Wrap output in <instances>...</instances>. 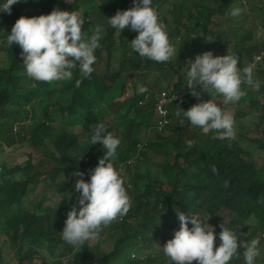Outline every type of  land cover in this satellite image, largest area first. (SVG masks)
<instances>
[{
	"label": "trees",
	"instance_id": "trees-1",
	"mask_svg": "<svg viewBox=\"0 0 264 264\" xmlns=\"http://www.w3.org/2000/svg\"><path fill=\"white\" fill-rule=\"evenodd\" d=\"M161 1L165 4L163 9L156 7L154 0L152 5L158 10L159 19L166 25L169 39L172 38L170 41L176 48V56L169 62L139 56L129 44L137 32L128 27L119 32L108 24L109 17L117 10L132 7V0H72L77 8L83 5L88 13L92 5L98 7L96 13L93 8V21L85 22L83 15L77 12L84 19L81 31L86 33V39L97 28L102 30L101 47L95 50V55L99 57L105 51L107 57L100 81L91 80L90 74L79 87H75L78 77V68L75 67L70 81L50 84L30 78L25 73L19 45L6 42L8 32L18 18L50 12L49 0H19L10 6V13H0V145L29 149V159L13 166L0 158V220H5L3 226L0 224V234L3 229L9 234L15 246L16 264H27L37 258L38 264H64L65 257L69 260L72 252V258L76 254L75 248L64 242L60 233L67 213L73 206L79 209L75 197L68 199L67 194L74 191V181L81 178L74 173L82 172V178L89 179L105 149L99 147V141L90 145L94 126L99 123L95 120L81 133L83 139L80 140L78 134L58 131L48 122L61 115L69 116L79 110V106L84 113H89L103 104L106 105V115L112 116L116 125L112 133L121 141L115 164L127 165L131 159L138 160L135 166H127L128 181H123L124 186L130 187L126 188L131 202L128 212L103 226L109 228L114 250L100 254L85 241L80 245L83 252L77 264H111L110 261L171 264L163 250L155 251L152 247L146 252L145 246L158 238L165 243L173 237L180 227L177 211L207 222L215 233L221 228L213 224V219L219 217L220 225L224 223L239 233L238 242L258 238L260 256L255 264H264V166L250 158V142L264 150V43L249 45V41L256 38L255 30L247 33L234 30L226 41H222L220 35L214 37L224 32L223 28L209 29V24L214 22V13L218 11L224 16L233 0H209L208 5L190 3L189 0ZM64 7L65 10L74 8L72 4ZM39 10L42 11L37 14ZM260 18L264 27V16ZM225 46H229L230 53L238 52L251 59L253 52L262 53L254 61L253 68V78L260 82L259 88L242 84L245 95L232 106L236 139H212V130L207 134L194 132L190 138L188 133L182 135L186 127L181 125L189 121L177 113L195 104V97L190 94L170 104V123L163 127V132L157 131V119L151 117L153 108L146 109L140 100L149 93L146 102L153 106L158 91L150 89L143 94L137 91V85H144L148 80V68L156 63L158 70H173L176 75L174 89L181 91L187 89L184 74L188 56L202 54L204 47L218 52ZM235 46L238 50L231 51ZM114 56L117 57L116 67L112 64ZM248 61L238 56V66H244ZM123 75L133 80L134 85ZM158 76L154 82L162 87L163 77ZM130 86L133 94L128 90ZM63 95L67 98L61 104ZM215 99H219L217 103L223 108L228 103L222 96ZM245 127L257 134L248 138L241 132ZM189 139L194 141L191 147L185 143ZM41 152L52 160L51 169L45 170L44 162L39 167L40 162L33 163L31 158ZM139 155L145 162H154L148 164L145 172L137 166L140 165ZM31 186L40 187L33 205L24 203ZM51 196L62 197L63 205L44 204ZM223 211L231 216L229 220L221 215ZM249 219L254 223L246 224ZM219 243L217 238L214 247ZM3 244L0 240V246ZM127 247L130 252L123 260L119 256ZM133 251L135 257L130 255ZM242 252L243 249L238 247V254L228 264H244ZM3 253L0 247V255ZM191 264L196 263L192 261Z\"/></svg>",
	"mask_w": 264,
	"mask_h": 264
},
{
	"label": "clouds",
	"instance_id": "clouds-1",
	"mask_svg": "<svg viewBox=\"0 0 264 264\" xmlns=\"http://www.w3.org/2000/svg\"><path fill=\"white\" fill-rule=\"evenodd\" d=\"M18 2L19 0H0V13H10V6ZM132 4L133 6L126 10H117L109 17L108 24L119 32L125 27L137 32L129 44L131 50L139 56L156 62L171 61L176 56V48L170 41L166 25L159 19L152 0H132ZM241 11L240 8H232L229 15L237 16ZM89 13L83 14L85 22L90 21ZM83 18L77 11L59 9H53L39 16H21L12 25L6 42L9 45L13 43L19 45L22 64L30 78L50 84L70 81L73 79L75 67L78 68L75 87H79L81 81L94 71L93 66L97 60L95 50L101 47L102 38L100 28H97L87 39L85 38L86 33L81 31ZM152 65L156 66L155 63ZM152 65L147 70L148 76L153 69ZM185 69L184 80L187 89L177 91L174 86L165 87L155 96L154 110L160 116L154 117L157 119L156 128L162 127L163 130V127L170 123V104L190 94L195 97V104L187 110H181L177 115L186 118L191 125L200 127L205 134L212 130V139L235 140L234 116L224 110L221 104L217 103L219 99L215 98L222 96L225 101L234 103L245 95L242 84H250L258 89L260 82L253 78V67L238 66L236 54L227 52L225 55H214L209 50L198 54ZM156 70L155 67L154 74L158 78ZM123 76L124 79L125 77L129 79L128 76ZM162 82L165 84L164 78ZM199 85L206 93L201 94L198 91ZM152 89L156 90L154 86ZM147 90H150L148 80L144 85H137L138 93L143 94ZM163 93H167L169 97V101L163 104L165 114L159 110ZM149 96V93H145L144 100L141 99L140 103H143L142 105L150 103L146 102ZM105 111L104 104L89 113H84L79 106V110L73 111L69 116L61 115L48 122L51 128L58 131L67 130L78 134L80 140L83 139L81 133L87 129L91 121L95 120L99 123L94 126L90 145L99 141V147L105 149L103 157L91 171L89 179H83L82 172L74 173L81 178L74 181V191L67 194L68 199L75 197L74 201L78 203L79 209L73 206L67 213L60 233L61 239L74 247L75 251L77 246L98 236L103 226L124 216L130 208V197L123 184V170L115 164L121 141L119 137L113 135L112 130L116 125L112 121V116H107ZM112 115L115 117L114 114ZM164 117L168 122L162 125L160 121ZM185 143L191 147L194 141L189 139ZM258 151L264 150L258 149ZM60 198V202L53 203L50 199L46 201L49 203L44 204L62 206L63 198ZM177 217L180 227L162 247L171 264H191L192 261H196V264H228L238 254V247L243 249L244 264H255L256 258L260 255L258 238L241 239L238 242L239 233L235 229L226 227L224 223L220 225L219 233H215L211 225L192 214L185 215L177 211ZM1 236L2 233L0 239ZM217 238L220 243L214 247ZM3 242L0 247H7L10 250L11 241L7 233Z\"/></svg>",
	"mask_w": 264,
	"mask_h": 264
},
{
	"label": "rangeland",
	"instance_id": "rangeland-1",
	"mask_svg": "<svg viewBox=\"0 0 264 264\" xmlns=\"http://www.w3.org/2000/svg\"><path fill=\"white\" fill-rule=\"evenodd\" d=\"M156 2V7H160V9H163L164 7V3L163 1L161 0H154ZM220 1V0H218ZM189 2H201L199 3L200 5H208L209 3V0H189ZM189 2H186V3H189ZM257 3H254L253 1H249V0H233L231 2V7L228 9H226L224 12H225V15L223 16L222 14H220L218 11H216L213 15V20L214 22L210 23L209 24V29L210 30H216L217 28H223L224 29V32L223 34H215V38L220 35L221 37V40L222 41H226V40H229L230 39V33L233 32L234 30H238L240 31L241 33H247L249 31H252V30H255L257 31V35H256V38H254L253 41H249V45H252V44H258V45H261V43H264V27H263V21L261 20L260 16H264V8H262L264 5H263V2L264 0H256ZM49 4L52 5L51 7V11L53 9H59V10H65L66 7H64L65 5H70L72 4L74 6V8H72L71 10H65V11H77L83 15L84 12H85V9L83 7V5H80L78 8L76 7V5L74 3H72V0H56L55 2H53V0H49ZM93 8H94V5H92V10L90 11V13L88 14V18L93 21L95 19V13L96 11L98 10V7L95 6L94 8V11H93ZM232 8H240L242 9L241 13L237 16H231L229 15L230 11ZM42 10H39V11H36L37 14H39ZM50 11V12H51ZM158 11V10H156ZM49 13L48 11L45 13L47 14ZM104 22V21H103ZM216 32V31H214ZM172 40V38H170ZM246 41V40H245ZM177 43V42H176ZM230 43H233V42H230ZM255 44V45H256ZM224 50H221V51H218V52H213L214 55H222V53L224 52L225 54H227V52L230 51L229 49V46H225L223 48ZM236 46L231 49V51L233 52H236ZM204 51H209V48L208 47H204L203 48ZM238 50V49H237ZM106 52L103 51L102 54L97 57V60L95 61L94 63V71L91 73V80H93L94 82H99L100 81V78H101V73L104 72L105 70V65H106ZM238 52L236 53H232V54H236L237 55ZM253 58H247L244 56V54H240L238 53L237 57L240 56L241 58L243 59H246V60H249L248 62L245 63L244 66H248V65H251L253 68L255 67V60L258 59L260 57V52L258 51H255L253 52ZM197 56V54L193 55V56H188V58L186 59V65L188 66V64L193 61L195 59V57ZM116 57V56H114ZM239 63V62H238ZM112 64L114 67H116V64H117V57L114 58L112 60ZM156 64V63H155ZM157 66V64H156ZM155 65H152L153 69L150 71L149 73V76H148V82H149V88L152 89V87L154 86L155 89L157 91L161 90L162 88H165V87H173L174 86V82L176 80V75L175 73L173 72V70H156V74L158 75H161L164 79H165V84H164V87H160L159 85H156L154 80L156 79V76L154 74V69L156 67ZM157 68V67H156ZM152 74L153 77H152ZM121 78L123 79V76H121ZM127 79V77H125ZM131 83H133V80L129 79ZM109 83L112 84V80L109 78ZM129 92L131 94H133V89L132 87L130 86L129 87ZM198 91L202 93H206V91H203L201 89V86L199 85L198 86ZM67 98V95H63L62 96V102H65ZM125 102V101H123ZM234 105L233 102H228L224 108V110L226 111H229V112H232V106ZM144 107L146 109L152 107L153 108V114L151 113V117H160L158 114H156V111L154 110V105H148V104H144ZM182 127L185 126L186 127V130L185 132L182 133V135L188 133L189 134V138L191 137V135L196 132V133H203L200 129V127H197V126H193L191 125L189 122L186 123L184 121V123H182L181 125ZM250 128L248 127H245L244 129L241 130V132L246 135L247 137L250 136V137H253L254 135H256L257 133L255 131H249ZM157 131H160V132H163L162 130V127L157 129ZM211 131V130H210ZM137 135H139V132L137 133ZM249 138V137H248ZM144 143V142H143ZM170 146V144H169ZM4 148V150H3ZM188 148V147H186ZM143 149H146L145 147H143ZM250 149L252 151V156H250V158H252L254 161H256L259 166H264V151H258V148H257V145L254 143V142H250ZM28 154H29V149L28 148H18L17 145L15 146H2L0 145V158L4 161H7L8 164L10 166H13V165H16V164H19V163H22L24 161H26L27 159H29L28 157ZM142 158H144L143 156L139 155V160H140V165L137 164V166L139 167L140 171L141 172H145L148 168V164H151L153 165V163H149V161L145 162ZM33 163L35 164H39L37 165V167L41 166L42 163L44 162L45 165L43 166L45 170H49L52 168L53 166V163H51V159L48 155H46L45 153H40L38 155H35L34 157L31 158ZM136 160H138L137 158L135 159H131V161H128L127 162V165L124 164V163H120L119 164V167L122 168L123 172H122V175H123V181L124 182H127L128 181V175H127V172H128V167L127 166H135V162ZM170 164H172V160L170 162ZM36 167V168H37ZM134 170V169H133ZM125 188H130L128 186H125ZM40 193V187L37 186H31L30 187V191L29 193L27 194V196L25 197V200H24V203H28L30 205H33L34 203H36L37 201V195ZM51 201L53 203H56V202H60L61 201V198H57V197H51ZM46 203H49V202H46ZM49 207V206H48ZM228 213V212H227ZM226 211H223L221 213V215H225V219L226 221L229 220L231 218L230 215H227ZM1 219V217H0ZM5 220L2 219L0 220V224L1 226H3ZM213 224L216 225L217 227H220V218L218 217V219H213ZM254 223L252 221V219L248 220L246 222V224H252ZM109 232V228H101L98 236H96L95 238H91L89 240H87V243L91 246V247H94V250L97 251L98 253L100 254H105L109 251H112L114 250L115 246H114V241L112 240V238L109 236L108 234ZM5 230L3 229L2 230V236H1V242H3V240L5 239ZM8 237L10 238L9 234L7 233ZM262 236L264 237V234H262ZM164 243H161V240L160 238H158V240L154 241L152 244H149V245H146L145 246V251L146 252H149L152 250V247L155 248V251H160L162 250V247H163ZM4 253L3 255H0V264H16L17 263V256H16V252H15V246L13 245V243H11L10 245V250H8L7 247H2L1 248ZM82 248L79 246L76 247V251H75V255L74 257L72 258L73 256V252L69 255V260H68V257H65L63 259L64 261V264H72V262L74 264H77L78 262V259H81L80 258V255L82 253ZM130 252V247H127L124 249V252L122 254H120L119 258L122 257L123 260L126 258V256L129 254ZM131 257H135L136 256V253L133 251L130 253ZM260 256V255H259ZM72 261V262H71ZM39 263V260L38 258L33 261V259L29 260L27 262V264H38ZM111 264H122L121 262H113V261H110ZM155 262H149V261H145L143 264H154ZM196 263V261H195ZM155 264H160V263H155ZM163 264H166V263H163Z\"/></svg>",
	"mask_w": 264,
	"mask_h": 264
},
{
	"label": "built area",
	"instance_id": "built-area-1",
	"mask_svg": "<svg viewBox=\"0 0 264 264\" xmlns=\"http://www.w3.org/2000/svg\"><path fill=\"white\" fill-rule=\"evenodd\" d=\"M169 101V97L167 95V93H163L162 97H161V103L159 105V110L162 114H165L166 113V110L163 108V104L167 103ZM166 122H168L167 118L164 117L160 123L163 125L165 124Z\"/></svg>",
	"mask_w": 264,
	"mask_h": 264
}]
</instances>
